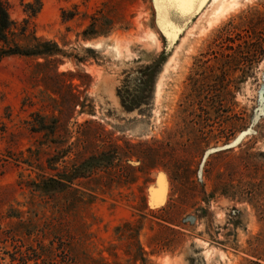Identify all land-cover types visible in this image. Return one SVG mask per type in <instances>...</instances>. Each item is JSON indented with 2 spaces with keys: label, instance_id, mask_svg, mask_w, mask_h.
Instances as JSON below:
<instances>
[{
  "label": "rangeland",
  "instance_id": "obj_1",
  "mask_svg": "<svg viewBox=\"0 0 264 264\" xmlns=\"http://www.w3.org/2000/svg\"><path fill=\"white\" fill-rule=\"evenodd\" d=\"M4 1L0 264H264V0Z\"/></svg>",
  "mask_w": 264,
  "mask_h": 264
},
{
  "label": "trees",
  "instance_id": "obj_2",
  "mask_svg": "<svg viewBox=\"0 0 264 264\" xmlns=\"http://www.w3.org/2000/svg\"><path fill=\"white\" fill-rule=\"evenodd\" d=\"M28 10L35 16L42 7V0H34L33 3L28 4ZM263 18V19H262ZM26 22L25 26L21 29L18 28L16 22H14L9 13V5L6 1L0 0V63L9 56H25V57H42L52 58L57 56H65V53L60 47L46 39L37 37L35 33H28V25ZM264 24V15L260 12L253 14V18L250 24L251 33L248 38L250 40L245 41V46L241 53L248 55H259L264 53V32L259 31L260 26ZM264 28V25L262 26ZM22 35L28 40L27 45H22L17 41V36ZM58 61V60H57ZM107 155L102 154L99 157L92 159L93 166L100 165L101 162L106 160ZM53 182H55L53 180ZM62 183V182H60Z\"/></svg>",
  "mask_w": 264,
  "mask_h": 264
},
{
  "label": "bare ground",
  "instance_id": "obj_3",
  "mask_svg": "<svg viewBox=\"0 0 264 264\" xmlns=\"http://www.w3.org/2000/svg\"><path fill=\"white\" fill-rule=\"evenodd\" d=\"M238 1L239 0H204L200 6L201 7L200 10L202 12L205 10L206 7L209 6L205 11V13L203 14V16L204 18L205 17L210 18L211 20L212 18L220 16V14L226 13L229 10V8L231 7L234 8L235 5L237 6Z\"/></svg>",
  "mask_w": 264,
  "mask_h": 264
},
{
  "label": "water",
  "instance_id": "obj_4",
  "mask_svg": "<svg viewBox=\"0 0 264 264\" xmlns=\"http://www.w3.org/2000/svg\"><path fill=\"white\" fill-rule=\"evenodd\" d=\"M202 2L203 0H200V2L197 4V2L195 1L193 7L190 8L189 10H186L185 12H192L193 10L192 13H195L198 10L199 6H201Z\"/></svg>",
  "mask_w": 264,
  "mask_h": 264
}]
</instances>
